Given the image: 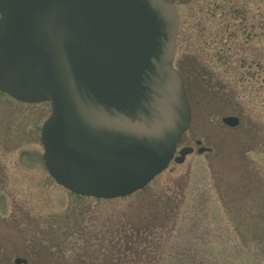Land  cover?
Instances as JSON below:
<instances>
[{
	"label": "rangeland",
	"instance_id": "1",
	"mask_svg": "<svg viewBox=\"0 0 264 264\" xmlns=\"http://www.w3.org/2000/svg\"><path fill=\"white\" fill-rule=\"evenodd\" d=\"M175 2V65L219 85L208 94L187 78L193 122L184 144L194 153L128 196L76 195L44 162L51 104L0 91V264H93L92 252L82 259L85 234L122 252L133 245L135 255L114 264H264V0ZM229 115L240 124L225 125ZM196 139L210 152L199 153ZM140 222L149 231L135 244L123 230Z\"/></svg>",
	"mask_w": 264,
	"mask_h": 264
},
{
	"label": "water",
	"instance_id": "2",
	"mask_svg": "<svg viewBox=\"0 0 264 264\" xmlns=\"http://www.w3.org/2000/svg\"><path fill=\"white\" fill-rule=\"evenodd\" d=\"M179 26L166 0H0V90L51 102L41 141L59 184L125 197L168 167L192 120Z\"/></svg>",
	"mask_w": 264,
	"mask_h": 264
},
{
	"label": "flooded vegetation",
	"instance_id": "3",
	"mask_svg": "<svg viewBox=\"0 0 264 264\" xmlns=\"http://www.w3.org/2000/svg\"><path fill=\"white\" fill-rule=\"evenodd\" d=\"M167 1L176 3L175 0H167ZM192 122H193V117H192ZM192 122H191L190 128L192 126ZM190 128H189V130H190ZM184 136H185V134H184ZM184 136H183L180 144L178 145L177 152H176L175 156H177L179 154V152H180V150L182 148H184V147H192V146H189V145L184 144V141H185L184 140ZM195 145L198 147V150L200 148H204V149H206L205 152H207V151L210 152L208 150L210 148H207V147L203 146V141L200 140V139H196L195 140ZM194 150H195V147H194ZM127 230H129V233L127 235L132 239V242L135 243V244H136L135 240L137 238V234H139V236H142V237L143 236H147V234H148L147 233L146 235H144V233H140V232L138 233L135 224L130 225L129 229H124L123 230L124 234H126V231ZM111 232H112L111 230L110 231L108 230L107 231V234H110ZM115 232L114 233H111V238H113V239L114 238H116V239L118 238V235L121 232V230L118 229V231L116 232V235H114ZM80 240L83 243V246L81 248V252L83 251V253H84V251H85L87 253V256L90 255L91 252L94 254L93 257H89V258H91V261H94L95 262L93 264H114L115 262H117V260L119 259V257H121L122 255H124V253H125V255H127V254L129 255V253L135 255V253L133 252V249H132L133 248V245H131V243L125 245L124 248H123V251L124 252H122V251L119 250V248H118L119 246L117 244H114V245L113 244L106 245V242H107L106 237H104V238L102 236L95 237V236H90V234H88V235L85 234ZM110 242H111V239H110L109 243ZM100 251L101 252L102 251L108 252V259L107 260H106V258H105V260L99 259V258H101V257L104 256L103 255L104 253L99 254ZM85 258H86V255L84 253V255L82 256V259L84 260ZM25 261L26 262L23 263V264H27L28 263V260L27 259H25ZM84 261H83V264L86 263V260H84Z\"/></svg>",
	"mask_w": 264,
	"mask_h": 264
},
{
	"label": "trees",
	"instance_id": "4",
	"mask_svg": "<svg viewBox=\"0 0 264 264\" xmlns=\"http://www.w3.org/2000/svg\"><path fill=\"white\" fill-rule=\"evenodd\" d=\"M179 61H182V60H179ZM182 63H179V68L180 70L182 71L186 81L188 80L187 78H189V82L191 84V86H196V84L203 82L205 84V90L208 92V94H211V92L213 91L214 88H217L216 85H218L217 83H215L216 85H211V80H210V77L206 74L205 75H202L200 76L199 73H198V70L194 69V70H190V72L188 74H186L181 66ZM202 85V84H201ZM219 86V85H218ZM218 89V88H217ZM199 90V89H198ZM214 92V91H213ZM149 231V227L148 226H145L143 225L141 222L139 223V225L137 226V232L139 233H144V235H146ZM139 238L142 239V236H139V234H137V238H136V241L140 240ZM137 244V243H136ZM79 263V262H78ZM77 263V264H78Z\"/></svg>",
	"mask_w": 264,
	"mask_h": 264
}]
</instances>
